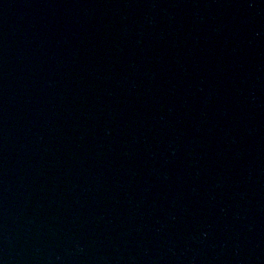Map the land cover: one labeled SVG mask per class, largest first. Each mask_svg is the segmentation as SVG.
Here are the masks:
<instances>
[{
    "label": "water",
    "instance_id": "1",
    "mask_svg": "<svg viewBox=\"0 0 264 264\" xmlns=\"http://www.w3.org/2000/svg\"><path fill=\"white\" fill-rule=\"evenodd\" d=\"M0 264H264V0H0Z\"/></svg>",
    "mask_w": 264,
    "mask_h": 264
}]
</instances>
